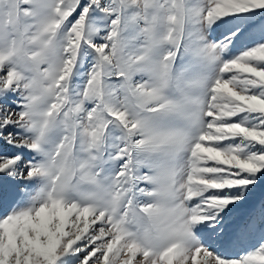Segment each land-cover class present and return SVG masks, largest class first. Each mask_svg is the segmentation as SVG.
Returning <instances> with one entry per match:
<instances>
[{
	"label": "snow or ice",
	"instance_id": "1",
	"mask_svg": "<svg viewBox=\"0 0 264 264\" xmlns=\"http://www.w3.org/2000/svg\"><path fill=\"white\" fill-rule=\"evenodd\" d=\"M0 264H264V0H0Z\"/></svg>",
	"mask_w": 264,
	"mask_h": 264
}]
</instances>
